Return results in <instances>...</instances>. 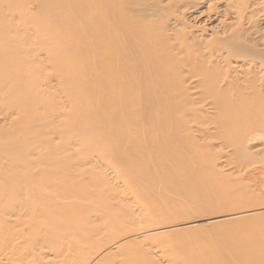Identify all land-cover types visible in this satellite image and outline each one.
<instances>
[{
    "label": "bare ground",
    "instance_id": "bare-ground-1",
    "mask_svg": "<svg viewBox=\"0 0 264 264\" xmlns=\"http://www.w3.org/2000/svg\"><path fill=\"white\" fill-rule=\"evenodd\" d=\"M80 1L70 0L69 17L58 20L55 32L32 26L33 38L27 33L26 40V33L18 34L9 52H0V90L21 85L16 101L29 104L25 115L30 125L24 143L15 145L11 135L0 137V149L12 152L14 163L18 157L23 162L20 173L8 177L12 184H0V263L114 264L119 255L120 264H160L161 260L146 252L138 256L131 252L135 242L131 237L141 228L154 232L146 239L161 237L162 244L170 233L212 229L210 236L219 233L213 237L219 243L225 232H219L223 224L232 228L234 220L244 219L245 224V218L263 215L253 205L254 196L241 194V199L235 193L236 201L231 202L223 200L222 191L231 195L237 190L229 194L228 181L246 175L261 180L254 176L264 174V0H217L220 5L213 0H91L95 6L86 11ZM64 19L70 24L64 25ZM77 20L85 23L76 25ZM48 36L54 38L44 39ZM46 68L53 71L43 82L40 72ZM52 87L59 93L50 91ZM51 133L65 151H80L73 142L61 139L65 136L77 135L78 141L83 137L104 140L87 145L89 139L83 138L87 144L81 149L103 153L112 162L108 164L111 177L96 168L88 180H77L72 174L50 177L57 166L50 156L59 147L47 137ZM15 148L18 155H14ZM30 169L42 170L43 177L28 175ZM210 180L224 194L223 198V194L207 198L205 207L217 208L215 212L206 213L203 206L204 214L185 216L188 212L180 206L172 209L173 215L164 211L153 216L145 206L152 204L144 197L153 188L152 181L158 184L155 192L161 197L183 196L185 200L193 191L203 195L199 199L211 194L210 188L207 195L196 192ZM27 194L33 197L31 207L18 206ZM129 200L133 209L129 208L132 202L125 203ZM236 204L245 205L240 209ZM22 219L29 223L25 231L18 237L10 231V236L9 224ZM161 219L166 224L159 227ZM248 224L245 227L253 222ZM182 239L178 241L182 243ZM211 243L205 245L215 247ZM221 243L222 248L216 243L217 248L227 259L232 258L234 255L227 256L230 243L225 244L228 249L223 247L225 241ZM217 248L212 257L205 247L209 254L205 250L198 262L215 263L224 258L216 253ZM157 252L161 255L165 250L160 248L156 256ZM160 258L162 264H185V258L168 253ZM222 258L219 263L225 264Z\"/></svg>",
    "mask_w": 264,
    "mask_h": 264
},
{
    "label": "rangeland",
    "instance_id": "rangeland-1",
    "mask_svg": "<svg viewBox=\"0 0 264 264\" xmlns=\"http://www.w3.org/2000/svg\"><path fill=\"white\" fill-rule=\"evenodd\" d=\"M56 1V2H55ZM214 2L213 3H216L217 2V0H213ZM4 3V4H3ZM7 3V4H6ZM6 4V6H4ZM79 4H81V9L82 10H84V11H86L88 8H91L92 6H95V3H92V1L91 0H81L80 1V3ZM217 5H220V3L219 2H217L216 3ZM70 5V0H64V1H61V0H0V27H2V29L0 28V52H2V54L4 55L5 53H7V52H9V46L10 45H12L13 43H15V41L17 42V39L16 38H18V34H21V35H23V34H25L26 33V35H25V37H24V39H29V35H27V33L28 34H30V36L32 37V35L34 34V32L32 31V33H31V30H29V29H31L32 28V26L34 27V26H36L37 28H39V27H41L43 30H47V31H51V33H53V32H55V29H56V27H58V23H60V21L58 22V20L61 18V17H65V15L67 16V17H69L68 16V14H69V11L67 10V8H68V6ZM31 6V7H30ZM39 8V9H38ZM34 13V14H33ZM10 15V16H9ZM5 16V17H4ZM7 16V17H6ZM31 18V19H30ZM40 20V21H39ZM65 20V19H64ZM64 22V21H63ZM23 25H22V24ZM85 23V21L84 20H82V21H80L79 22V20H77L76 21V25H81V24H84ZM65 24H67V25H69L70 23L68 22V20H65V22H64V25ZM15 25V26H14ZM26 25H28V26H26ZM10 26H12V27H10ZM20 26V27H19ZM25 26V27H24ZM5 27V28H4ZM22 27H23V29H22ZM54 27V28H53ZM11 28H13L12 30H11ZM6 29H10L11 30V33L8 31V30H6ZM14 29H16V30H14ZM22 29V30H21ZM28 29V30H27ZM5 30V31H4ZM27 30V31H26ZM56 30H58V28L56 29ZM2 31H3V33H2ZM6 32H7V34H6ZM23 32V33H22ZM10 33V34H9ZM6 34V36H7V38H5V36H3V35H5ZM14 36H17V37H14ZM27 36V37H26ZM33 38V37H32ZM47 38H49V39H53L54 37H52V36H48V37H46V38H44V39H46L47 40ZM3 41V42H2ZM22 44V43H21ZM5 52V53H4ZM1 55V54H0ZM2 56V55H1ZM0 56V57H1ZM1 59V58H0ZM1 63V62H0ZM62 67V66H61ZM61 67H59V68H61ZM52 71L53 70H49V68H46V69H44L43 71H41L40 73L42 74L41 76H40V78H41V80H43V82H45L46 80V77H48V75L50 76L51 75V73H52ZM3 72V70H2V68H0V74ZM1 77H3V76H1L0 75V78ZM5 77V76H4ZM13 86V87H12ZM11 86V88H10V90H8L7 88H9V87H7V88H3V90H0V137H5V136H9V135H11V137H13V139L11 140L13 143H15V145L18 143V141L19 142H21V143H24V138H26L27 137V133L28 132H30V125H29V121L27 120V117H26V115H25V110H26V107L29 105V104H24L23 102H21V101H16L17 99H18V97H19V95H20V91H22V87H21V85L20 86H16V85H12ZM50 91H52V92H55V93H59L57 90H55V87L53 88H50L49 89ZM9 94V95H8ZM11 94V95H10ZM13 94V95H12ZM15 94V95H14ZM18 95V96H17ZM10 96H13L14 97V101L13 100H11V97ZM17 96V97H16ZM10 97V98H9ZM3 100H2V99ZM11 100V102H10V100ZM13 101V102H12ZM16 101V102H15ZM61 102V101H60ZM62 103V102H61ZM21 111V112H20ZM20 113H21V116H20ZM18 127V128H17ZM63 128H65V127H63ZM62 127H59V128H57V129H61V130H64ZM56 129V128H55ZM58 131V130H57ZM54 136V134L53 133H51V134H48L47 135V137H49L50 139H52V140H54V143H57L58 144V152L57 153H55L54 155H53V157L52 156H50L52 159L54 158V160H56L57 161V166L55 167V168H53L54 170H55V175L54 174H52L50 177H54V176H56V178H58V177H60L61 175H66V174H68L67 176H69L70 174H72V175H76L78 178H77V180H80V178L81 179H84V180H88L90 177H91V173H93L94 172V169L96 168V170H100V172L102 173L103 171V173H104V175H106L107 176V178H110L111 177V170H110V168H108V164L109 163H111L112 164V162L111 161H109V159L108 158H106L105 156H103L104 154L103 153H100L98 150H93V149H87V150H83L82 151V146L83 145H85V143H86V141L89 139H87L86 137H83V138H85V140L86 141H83L84 139L83 138H80L81 139V141H83L84 143L82 144L81 142H79L80 141V139H79V141L77 140L79 137L76 135L75 137L74 136H72V137H64V138H61L62 140H68V141H71V142H73L74 144H76L75 145V147H76V149L75 150H79L80 149V151H77V152H75V151H68V150H64L63 148H61L60 146L62 145L61 143L62 142H59V141H57V139L55 138V137H53ZM74 137V138H73ZM82 137V136H81ZM78 141V142H77ZM102 141H104V140H102V139H100V138H90L89 139V141H87V145H89V144H92V143H99V144H101L102 143ZM64 144V143H63ZM82 145V146H81ZM86 146V145H85ZM85 146H83L84 148H85ZM78 147V148H77ZM59 148H61V149H59ZM59 150H61V152L59 151ZM86 151L88 152V154L86 153ZM16 152V148H15V150H14V155L16 154L15 153ZM73 152H75L74 154H73ZM60 153V155H58ZM78 153V154H77ZM90 154V155H89ZM16 155H18V154H16ZM68 155V156H67ZM87 155V156H86ZM60 158L59 160H58V157ZM61 156V157H60ZM78 156V157H77ZM11 157H13V155H12V152H10V151H8V150H4V149H0V184H12V182H10V181H8L7 179H8V177H12V176H14V175H18L19 173H20V171H21V169H22V166H23V162L22 161H20V158L18 157V163H14V160H15V157L16 156H14L13 157V163H12V161H11ZM37 157V156H36ZM105 159H107V160H105ZM67 161H66V160ZM72 159V160H71ZM63 161V162H62ZM58 162H59V165H58ZM65 162V163H64ZM68 162V163H67ZM87 162H89V164L88 165H84V164H86ZM65 164H66V166H65ZM84 165V166H83ZM92 165V166H91ZM77 166V167H76ZM75 167H76V169L77 170H75ZM80 167V168H79ZM102 167H103V169H102ZM99 168V169H98ZM110 170V171H109ZM107 171V172H106ZM30 172H32V174L35 176V177H43V171L42 170H38V169H30V170H28V171H26V173L29 175V173ZM102 173V174H103ZM106 173V174H105ZM111 173V174H110ZM264 174H261L260 173V176L259 175H255L254 176V178L256 177V178H259V177H261V180H260V183H259V180H257V179H253V178H251V177H253V175H250V176H248V175H246L244 178H242V179H240V180H236V181H228L227 182V184H226V186H227V188H229L230 189V191H229V194H231V191L232 190H234V191H236V192H234V193H232L231 195H228V192L227 191H225V190H223L222 192L225 194V196H224V194L223 193H220V189H218L215 185H213L214 183H212L211 182V180H210V183H205V184H203L202 186H199V189H197V190H199V191H196V192H200L201 194L203 193L204 195H207L208 194V192L207 191H209V193H210V190L208 189L207 190V188H210L211 189V194H208L207 196H204V198H200L199 199V197H202L203 195H201L200 196V194H198V196H197V194L195 193V191H193L194 193H192L191 191V193H189L190 195H193V196H191L192 197V199H194V200H191V199H189V198H191V197H189V196H187V195H185V200L182 198V197H175L174 199H173V197H171V199L169 200L168 198H165V197H163V195H162V197L158 194V193H156L155 192V189H156V187H157V185L158 184H153L154 182L152 181V185H154L153 186V188H151L150 189V191H148L149 193V195L147 194L146 196L144 195V197H146V199L148 198L151 202H152V204L150 205L149 203H148V205H147V203H145V206H147V208H148V210L152 213V215L153 216H156V213L158 212V213H161V215H162V213L164 212V211H169V212H171V214L173 215V213L174 212H172V209H178L180 206V209H182V210H184L185 212H188V213H186L185 214V216H193V215H200V214H204L205 212H206V210H207V208L205 207V204L207 203L208 204V200H207V198L209 197V196H211V195H213V196H217V198H219V194H223L222 195V198H223V196H224V198H223V200L225 199L226 201H229L230 199V201L231 202H235L236 201V198L234 197V195H235V193H236V196H239V197H241V199H243V197H242V195L241 194H243V196L245 195H252V196H254V197H252L253 199L254 198H260L261 200H257V199H254V200H256V202L255 203H253V199H251L252 200V203H253V205H257V207H259V210L261 211V209H262V211H264V195H263V193L262 192H264V188L262 187H260L259 188V185L260 186H263L264 184H263V182H264V176H263ZM92 176H93V174H92ZM109 176V177H108ZM263 177V178H262ZM249 178L250 179V181H247V179ZM5 180V183H3L4 181H2V180ZM213 179H214V177H213ZM248 179V180H249ZM255 181H257V182H255ZM261 181H263V182H261ZM115 182V180L113 179L112 180V183H114ZM237 183V185L236 184H234V187L233 186H231L233 183ZM247 182H249V183H247ZM247 183V184H246ZM209 186V187H207V185ZM256 184H258V186L256 185ZM245 185V187H243V186ZM247 185H249V186H247ZM254 185H256V186H254ZM201 187V188H200ZM233 187V188H232ZM240 188H243L242 190H244V191H246V194H245V192H243L242 190H239ZM214 189L215 190H217V191H215L214 192ZM194 190V189H193ZM251 190V191H250ZM255 190H256V193H258L257 195H256V193H255ZM258 190V191H257ZM249 191H250V193H249ZM219 192V193H218ZM237 192H239V193H237ZM254 192V193H253ZM196 194V195H195ZM226 194H227V196H226ZM176 194H172V196H175ZM195 195V196H194ZM259 195H261V196H259ZM155 196V197H154ZM188 198H187V197ZM221 196V195H220ZM246 196V197H247ZM258 196V197H257ZM151 199H150V198ZM161 197V198H160ZM197 197H198V199H197ZM226 197V198H225ZM232 197V198H231ZM155 198V199H154ZM157 198V199H156ZM229 198V199H228ZM245 198V197H244ZM13 199V198H12ZM32 199H33V197H31L30 196V194H27V195H25V197H23V201H19V204H18V206H20V207H26L27 205V207H31L30 205L31 204H33V201H32ZM154 199V200H153ZM167 199V200H166ZM173 199V200H172ZM186 199H188L187 201H188V205H187V201H186ZM202 199V200H201ZM233 199V200H232ZM182 200V201H181ZM197 200H200V201H197ZM205 200V201H204ZM248 200V199H247ZM251 200H250V202L248 201V203H251ZM130 201V202H129ZM129 201H126L125 203H127V204H129L130 205V203L132 202L131 200H129ZM157 201V202H156ZM171 201V204L170 205H168L169 204V202ZM192 201V202H191ZM197 201V202H196ZM259 201L261 202L262 201V203H259ZM24 204H23V203ZM184 203V205L185 206H183V205H181L182 203ZM195 202V204H193ZM13 204H14V202H12ZM158 203V204H157ZM168 203V204H167ZM181 203V204H180ZM248 203H247V205H248ZM251 203V204H252ZM257 203H259V204H261L260 206H258V204ZM23 204V205H22ZM156 205V206H155ZM167 205V206H166ZM191 205V206H190ZM243 205H245V204H236V207H239L240 209H242V207H243ZM246 205V206H247ZM250 205V204H249ZM253 205H251V206H253ZM128 206V205H127ZM182 206H183V208H185L186 206H189V208L188 207H186L185 209H187V210H185V209H183L182 208ZM203 206H204V208H206L204 211L203 210H201L202 208H203ZM19 207V208H20ZM192 207V208H191ZM202 207V208H201ZM254 207V206H253ZM129 208H131V209H133L134 208V206H133V202L131 203V207H129ZM150 208V209H149ZM153 208V209H152ZM159 208V209H158ZM167 208H168V210H167ZM245 208H247L248 209V207H245ZM255 208V207H254ZM253 208V209H254ZM20 209H23V208H20ZM130 209V210H131ZM244 209V208H243ZM252 209V207H249V210H251ZM218 209L216 208V209H209V210H207V212H215V211H217ZM259 210H256V211H259ZM132 211V210H131ZM255 211V212H256ZM200 212V213H199ZM206 212V213H207ZM253 212V211H252ZM175 214H176V211H175ZM174 214V215H175ZM248 214H249V212H248ZM261 215V214H260ZM260 215H258V216H253L254 218H252L251 216L249 217V219H247V218H245L246 220H247V222L249 223H245L244 224V222H245V220L243 219V221L244 222H242V224H244V226H243V229H242V231L240 230V228L238 229V227H242V225H240L241 224V222L240 221H237V220H234L235 221V225H234V221H233V223H231L230 221H229V223H231V227L233 228V226H236L237 225V223L239 224V222H240V224L239 225H237L236 227H234V230H232V228H230V225H229V223H228V225H229V227L227 226V224H226V226L227 227H224V224H223V229H220L219 228V232H221V231H225L224 232V234H223V232H221L222 233V240H220L219 239V241H221L222 243L225 241V243H223V245H225L226 244V242H227V245L230 243V244H232V245H230L229 244V249L231 248V250H227L228 251V253H227V256H228V254H229V257L231 256H233L232 258H228V259H230V260H228L227 259V257L225 256L226 254H224V253H221L220 252V249H218V248H222L221 246H219L220 245V243L221 242H219L218 243V241L215 243L213 240H216L215 238H213V237H215V236H217L218 237V235H219V233H217L215 236L214 235H212L211 234V236H210V233L209 232H211L212 233V229H208V231H207V229H197V228H193V229H189V230H185V231H183V232H180L182 235H183V239L180 237L179 238V236H180V233L178 232L177 234H174V236H173V234L172 233H170V234H168V236L166 237V236H164V243L162 244V242H161V237H160V240H159V237H153V238H150V239H146L145 238V236L146 237H148L149 235H153V234H151V233H154V232H150L151 230H146V229H148V228H141L140 230L141 231H137V233L133 236V237H131V239H133V238H135V239H133L135 242L134 243H132L131 244V246L132 247H130L131 248V252H135L136 254H137V256L139 255V254H141L142 252L144 253V252H146L147 254H149L150 256H152L156 261H159V260H161V261H159V262H161L160 264H162V261H163V259L162 258H160V257H163L164 258V254L165 253H168V254H171L172 256L173 255H176V256H180V257H182V258H185V264H210L211 262H203V261H201L202 263H199L198 261H199V257L201 258V255H203V252L206 250L205 249V247L206 248H208L209 249V247H211L209 244L206 246L205 245V243L206 242H209V243H211V241L213 242V244H215V247L214 246H212L211 247V249L212 250H210V252L208 251V249L206 250V252L204 253L205 255H206V253H211V254H209L210 256L213 254V253H215L213 250H215V248H217V246H219L217 249L219 250V253H218V250H217V254H220L221 256L222 255H224V258H222V257H220V258H222V260L223 261H225V259H226V262H228L229 264H242V263H244V264H251V263H253V261H254V263L253 264H264V214L263 215H261V217H260ZM178 218H181L182 217V214L180 215H178L177 216ZM255 217H257L256 219L257 220H255ZM254 220H255V223H254ZM261 220V221H260ZM25 221H24V219H22L21 221H19L18 223H16L15 225H13V223L11 222L10 224H9V234H10V231H12V235H13V237H18L19 235H21L24 231H25V229H26V226L29 224V223H24ZM166 221H165V219H161V220H159V222H158V224H159V227L160 226H164L166 223H165ZM253 222V224H251ZM22 223V224H21ZM227 223V222H226ZM258 223V224H257ZM157 224V225H158ZM246 224H248V225H252V227H251V225L250 226H246L245 227V225ZM141 226H143V225H141ZM14 227V228H13ZM221 227V228H222ZM248 228L249 227V229H247V230H251L250 232L249 231H247L245 228ZM212 228H213V226H212ZM224 228H227V229H225L224 230ZM252 228V229H251ZM214 230L216 229L215 227L213 228ZM229 229H231L230 230V232H232L231 234H230V232H229V234H230V236L232 237V239L229 237V234L227 233L228 231H229ZM238 229V230H237ZM263 229V230H262ZM142 230H144V231H142ZM197 230H200L199 231V234L200 235H198V233H197ZM213 230V231H214ZM237 230V231H236ZM246 230V231H245ZM255 230V231H254ZM148 231V232H147ZM191 231H194V232H196L197 233V236H196V233H192ZM227 231V232H226ZM241 231V232H240ZM262 231V232H261ZM139 232H140V234H141V236H143V237H141V236H139V237H137L138 235H140L139 234ZM191 232V233H190ZM234 232V233H233ZM243 232V233H242ZM249 232V233H248ZM252 232V233H251ZM254 232V233H253ZM142 233H144V235H142ZM190 233V234H189ZM245 233V234H244ZM10 234V236H12ZM138 234V235H137ZM178 234H179V236H178ZM192 234V235H191ZM213 234H214V232H213ZM227 234H228V237H227ZM233 234L235 235V237L233 236ZM242 237H240L239 235ZM253 234V235H252ZM189 235V236H188ZM202 235H203V237L204 238H202V240L203 239H210V237H212L210 240H206L205 242H204V240H203V242H202V244H201V241L202 240H200L201 239V237H202ZM207 237H209V238H207ZM236 235H238V238H240V240H237V236ZM243 235H246V236H243ZM257 235V236H256ZM198 236H200V238L198 237ZM220 236V237H221ZM127 237V236H126ZM125 237V238H126ZM163 237V236H162ZM178 237V238H177ZM197 237V238H196ZM216 237V238H217ZM245 237V238H244ZM256 237V238H255ZM224 238H225V240H224ZM228 238V239H227ZM233 238L234 239H236L235 241L233 240ZM163 239V238H162ZM173 239V240H172ZM178 239H182V243H180L181 242V240H179L178 241ZM196 239H199V240H196ZM243 239H244V242H243ZM254 239V240H253ZM177 240V241H176ZM192 240V241H191ZM227 240V241H226ZM230 240H232V243H231V241ZM125 240H124V238H123V240H122V242H124ZM163 241V240H162ZM175 241L177 242V243H175ZM199 241V242H198ZM229 241V242H228ZM233 241H234V243H233ZM237 241H240V242H237ZM242 241V242H241ZM261 241V242H260ZM173 242V243H172ZM193 242V243H192ZM221 243V244H222ZM235 243H236V245L237 246H234L235 245ZM238 243V244H237ZM240 243V244H239ZM175 244H177V245H175ZM191 244V245H190ZM212 244V243H211ZM212 244V245H213ZM249 246V248H248V246ZM178 245H180V246H178ZM194 245L196 246V247H194ZM217 245V246H216ZM227 245H225V246H223L224 248L225 247H227L226 249H228V246ZM238 245H240V246H238ZM156 248H155V247ZM162 246V247H161ZM175 246H177L176 248H174ZM184 246V247H183ZM209 246V247H208ZM232 246V247H231ZM242 246H244L243 248H242ZM246 246V247H245ZM254 246V248H252ZM150 247V248H149ZM167 247V248H166ZM236 247V248H235ZM153 248V249H152ZM160 248H162V249H164L165 250V253L163 254V252L161 253V255H160V252H157L158 253V256H156V251L157 250H160ZM177 248H179L178 250H176ZM192 248H194V249H192ZM199 248H201V249H199ZM223 248V249H224ZM252 248V249H251ZM256 248V249H255ZM244 251L245 250V252H247V253H245V254H243V252H242V250ZM255 249V250H254ZM201 250V251H200ZM222 250V249H221ZM234 250V251H233ZM241 250V251H240ZM167 251V252H166ZM186 251V252H185ZM223 251V250H222ZM224 251H226V250H224ZM229 251H230V253H229ZM257 251V252H256ZM201 252V253H200ZM239 252V254L238 255H236L237 253ZM259 252H261V254H259ZM234 253H236V254H234ZM251 253V254H250ZM163 254V255H162ZM182 254V255H181ZM185 254V255H184ZM186 254H187V256H186ZM207 254V255H208ZM217 254H214V255H217ZM243 255V256H241V255ZM250 254V255H249ZM258 254V255H257ZM257 255V256H256ZM260 255V256H259ZM262 255V256H261ZM237 256L239 257V258H237ZM246 256V257H245ZM255 256H256V259H255ZM121 256H119V255H116L115 256V258H114V264H120V263H118L117 261L118 260H116V259H118V258H120ZM205 257V256H204ZM212 257H213V255H212ZM218 256H217V258H219ZM241 257H243L242 259H241ZM249 257H251V258H249ZM253 257H254V259H253ZM215 258V257H214ZM219 258V259H220ZM235 258V259H234ZM111 258H106L105 259V261H109ZM195 259H196V261H195ZM219 259L214 263V261L212 262L213 264H216L217 262H218V264H220L219 263ZM237 259V260H236ZM191 260H192V262H191ZM236 261V263L234 262V261ZM116 261V262H115ZM221 261V260H220ZM231 261V262H230ZM248 261H249V263H248ZM250 261H252L251 263H250ZM226 262H225V264H226ZM242 262V263H241ZM211 263V264H212ZM227 263V264H228ZM0 264H3V263H0ZM221 264H224V262L223 263H221Z\"/></svg>",
    "mask_w": 264,
    "mask_h": 264
}]
</instances>
